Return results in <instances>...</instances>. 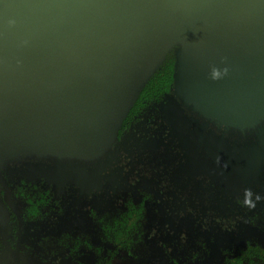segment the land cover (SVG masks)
Here are the masks:
<instances>
[{"label": "flooded vegetation", "instance_id": "flooded-vegetation-1", "mask_svg": "<svg viewBox=\"0 0 264 264\" xmlns=\"http://www.w3.org/2000/svg\"><path fill=\"white\" fill-rule=\"evenodd\" d=\"M58 259L264 264V117L221 121L170 84L134 107L93 158L3 163L0 264Z\"/></svg>", "mask_w": 264, "mask_h": 264}, {"label": "water", "instance_id": "water-1", "mask_svg": "<svg viewBox=\"0 0 264 264\" xmlns=\"http://www.w3.org/2000/svg\"><path fill=\"white\" fill-rule=\"evenodd\" d=\"M170 49L184 103L264 117V0H0V167L99 155Z\"/></svg>", "mask_w": 264, "mask_h": 264}, {"label": "trees", "instance_id": "trees-1", "mask_svg": "<svg viewBox=\"0 0 264 264\" xmlns=\"http://www.w3.org/2000/svg\"><path fill=\"white\" fill-rule=\"evenodd\" d=\"M173 50L174 49H170L165 53L160 65L157 69H155V71L148 77L146 82L143 84L134 102L127 110L122 120L125 118L126 115L130 113V111L134 107L140 106L143 101H151L158 98V96H160L164 91L167 90L170 84L172 85L174 62ZM122 120L120 121V123L122 122ZM27 201L28 204L31 203L30 199H28Z\"/></svg>", "mask_w": 264, "mask_h": 264}, {"label": "clouds", "instance_id": "clouds-1", "mask_svg": "<svg viewBox=\"0 0 264 264\" xmlns=\"http://www.w3.org/2000/svg\"><path fill=\"white\" fill-rule=\"evenodd\" d=\"M229 72V68L227 66H225L224 68H219V67H216V66H213L212 69H211V72H210V78L212 80H219L221 78H223L224 76H226ZM248 196L250 197L251 196V193L249 192L248 193ZM260 197L257 196V200H259ZM246 203L251 206V207H254V203L248 199L246 200Z\"/></svg>", "mask_w": 264, "mask_h": 264}, {"label": "rangeland", "instance_id": "rangeland-1", "mask_svg": "<svg viewBox=\"0 0 264 264\" xmlns=\"http://www.w3.org/2000/svg\"><path fill=\"white\" fill-rule=\"evenodd\" d=\"M231 111V110H230ZM217 117V116H216ZM6 262L4 260H2L1 264H5ZM49 264H63V261L62 260H55V262H51Z\"/></svg>", "mask_w": 264, "mask_h": 264}]
</instances>
